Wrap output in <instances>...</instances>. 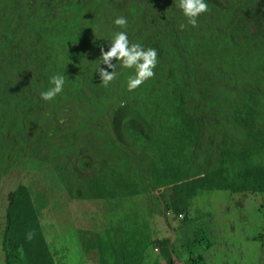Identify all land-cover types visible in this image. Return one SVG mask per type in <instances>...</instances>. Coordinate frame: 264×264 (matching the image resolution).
Returning a JSON list of instances; mask_svg holds the SVG:
<instances>
[{
	"label": "trees",
	"instance_id": "obj_1",
	"mask_svg": "<svg viewBox=\"0 0 264 264\" xmlns=\"http://www.w3.org/2000/svg\"><path fill=\"white\" fill-rule=\"evenodd\" d=\"M148 1L135 0L134 3L133 0H120L119 3H125L123 14L129 23L128 35L131 40L146 45V48L157 49L155 77L131 92L128 91L126 80L122 88L117 90L124 106L116 105L111 111L113 128L123 121L126 114L149 115L147 120H143L148 128L144 130L138 127L132 140H140L141 145L150 140L162 142L159 148L152 141L142 150L146 156L140 153L139 164L133 165L139 166L141 174L139 192L148 189V180L154 188L165 185L163 178H166L167 171L184 167L203 171L204 178L199 182L212 183L214 176L216 180L219 179L222 189L233 190L245 198L250 194L264 195V0H205L209 11L198 18L196 27L188 23L183 11L174 4L170 6L171 11L158 9L157 16H153L151 11L158 6L147 11ZM112 4L113 0H89L82 14L75 8L66 10L57 22L63 30L59 35L53 31L51 37L59 43L67 41L76 32V27L81 28L80 20L82 24L96 20ZM43 7L47 10V4H43ZM147 12L146 17H154L147 25L127 17L134 19L133 14L142 17ZM0 14L8 16V13ZM50 18L48 16L36 27V33H41L51 23ZM181 24L186 26L183 30L179 27ZM53 27L54 23L48 30ZM188 31L192 32L190 36L186 35ZM158 32L167 34L168 39L153 42ZM111 40L112 37L109 42ZM53 58L54 55L50 53L45 56L44 67L40 69L43 82L58 73ZM93 61L90 68L94 73L91 76L88 68L75 74L72 65L62 68L60 75L65 77L66 82L63 92L57 96L63 99L60 106L72 103L76 114L85 112L79 110V106L85 103L87 92L97 87L95 75L100 68L99 60ZM128 72L134 75L135 69H127ZM39 82L40 79L28 89L25 105L39 101L37 93L39 95L42 92ZM44 88L46 91L47 87ZM84 116L88 123L89 115ZM0 120L6 123L9 116ZM70 122L65 129L64 145L58 152L59 156L64 155V158L59 159L64 167H54L52 173L46 174V178L52 181L57 169L55 182L76 199L122 198L136 185L127 169L136 161L131 155L132 152L137 153L136 148L131 144L121 146L109 139L105 155L100 161L84 163V140L87 141V135L80 133H85L86 128L76 127L74 117H70ZM30 124L27 121L25 126L11 127L13 132L17 129V137L25 146L33 135ZM124 130L128 132L129 128L124 126ZM94 132L98 133V130ZM37 135L33 138L37 144L29 153L41 156L38 151L48 148L40 143L44 133ZM100 138L104 139L105 135ZM76 145H80V156L74 160L79 163L70 161L65 154V151L71 152ZM52 146L57 148L55 143ZM15 150L19 152L18 148ZM78 153L79 150L73 155ZM49 158L45 156V160ZM77 164L80 165L79 170ZM70 165L74 166L71 170L78 173L89 167L95 170L92 173L86 171L85 175L89 178L82 180V185L72 188L61 178ZM187 189L193 195L198 188L190 183ZM45 194L44 189L39 191L35 201L42 200ZM181 194L187 195L183 190ZM163 196L170 205L168 209H173L177 214L187 212L186 206L176 199L177 195L164 193ZM30 205V190L25 185L18 186L11 194L7 208L9 222L1 238L0 247L6 264H56L54 253ZM228 206L231 208L230 204ZM99 217L94 218V223H90L88 228L95 225ZM114 228L106 229L103 235L94 239L101 250L98 263L104 264L107 258L115 256L121 259L119 264H144L140 260V240L134 244V253L129 248L119 249L120 243H132L136 239L135 229L139 230L136 224L134 227L132 223L120 220ZM29 231L35 233L31 241L26 239ZM103 238L105 243L102 244L100 241ZM243 241L248 248L249 239ZM155 244L166 255V264H174L168 242L156 241ZM262 247L264 249V242ZM246 251L249 260H259L260 255L252 250ZM186 264L192 263L188 261Z\"/></svg>",
	"mask_w": 264,
	"mask_h": 264
},
{
	"label": "clouds",
	"instance_id": "obj_2",
	"mask_svg": "<svg viewBox=\"0 0 264 264\" xmlns=\"http://www.w3.org/2000/svg\"><path fill=\"white\" fill-rule=\"evenodd\" d=\"M40 1L41 0H0V13H8V16L0 14V119L4 117L7 118L9 116V120L6 123H2L0 120V153H2L0 160L7 161L11 170H16L18 167L17 161L24 158H32L35 160V163L32 166L33 168H37L39 166L43 159H45L46 153H38L39 155L42 154L41 156H38L32 155L29 153V151H26L21 158H18L22 150V148L19 147H24L25 144L22 143L17 136H15L16 138L13 140L12 145H14L15 149L18 148L19 152L15 150L17 158H15L14 161L10 160V144L5 140L7 137L13 135L11 133V131H13L11 129L12 125L9 126L10 121L15 119V123L13 125L16 127L25 126V122L27 121L31 122L30 125L33 127V135L31 138H36V136L38 137L37 133L43 132V144L42 142L40 143L48 148L44 150L50 151L54 149V146H52L53 143L49 145L46 140H44L54 135L53 133H47V130H49L48 123L53 121L55 116L58 114L56 107L58 110H60L61 108H65V106L68 105L69 108L74 109V104L72 103L60 106L63 99L57 96L63 92L66 82L65 77L60 75V72L63 67L69 68L72 65L74 69L73 74L88 68V72L91 76V74L94 73V70H92L90 66L94 63V59L99 60L100 62V68L95 75V84L97 87L92 89V91L87 92L85 103L79 106V110L83 109L85 112L78 114L75 112V114L72 116L74 117V123H76V127H85L86 129H90L92 134L95 135V149L94 143H90L91 140L87 136L88 144H86L84 160L92 157H97L101 160L104 157L106 143H109V139H101L100 136H106V126L112 128L115 132V135L117 136V138L110 139L111 142L115 141L121 146L131 144L136 148L135 151L139 153V157L140 153L146 156L142 150L151 145L153 140L141 145L140 140L133 142L132 139L138 127H141L144 130L148 128V126L143 123V120H147L149 115L126 114L124 115L123 121L120 124H117V126H115L116 128H113L111 111L116 105L120 107L124 106V104L119 100L117 90L122 88L121 86L124 85L126 80H128V91L131 92L142 86L147 80L155 77V69L158 64L157 49L150 47L146 48V45H141L138 42L131 40L128 35L129 23L126 19V16L123 14L125 3H119L120 0L117 2L113 1V4L109 5L108 7V11L106 13L104 12L105 14L103 13L100 15V18L96 20H89L83 24L80 20L79 23L81 28L76 27V32L72 38L68 39L67 41L63 40L59 43L55 38L51 37V33L53 31L59 35V33H61L63 30L62 25H57L59 18L62 17V14L66 10L71 8H75L77 12H80V14L84 13L86 3L89 0H49V2ZM153 1L155 2V0L148 1L147 5H149V7L147 11L152 9V5L154 4ZM133 2L136 3L135 0H133ZM156 2L157 5L155 6L158 7L151 11L153 16H157L158 9L171 11V4H174L175 6L178 5V7L183 11L184 16L187 18L188 23L193 27L197 26L198 18L202 14L209 11L208 4L205 2V0H177V3L173 2L172 0H166L165 3L158 1ZM43 4H47V10L44 9ZM119 10L121 11L120 13ZM148 13L149 12L144 13L142 17L139 14H133L134 19L130 16L127 17L132 21H139V23L147 25L149 24L148 21L151 18H154L146 17ZM18 15L27 16L18 17ZM48 16L51 17V23L47 25L41 33H36V27ZM53 23L54 27L51 30H48L53 25ZM179 27L181 30H183L186 26L181 24ZM33 31L36 33L35 36L40 38L39 42L32 43L31 35ZM111 37L112 40L109 42ZM167 39V34L165 35L161 32H158L153 42H162V40ZM73 42L77 43L72 45ZM100 44L102 46L101 49ZM35 51L36 57L34 56ZM47 53L54 55L52 61H55V67L58 73L53 75L51 79H47L45 82H43V76H41L40 69L41 67H44L43 62ZM31 60L36 62L37 67L30 66ZM127 69H135L134 75H129L130 72L127 73ZM36 70L37 73H35ZM38 79H40L39 84L42 87V92L39 95L37 93V98L39 101L34 104L30 102L25 105L27 99L26 94L29 92L28 89ZM48 85H52V87L49 88ZM26 86H28V88H26ZM45 86L47 87L46 91H44ZM40 105L45 108L42 111L44 112V115L42 116V126L45 127H40L34 121L27 120L31 116L38 114L41 111ZM96 107L97 109H95ZM54 112H56V114H54ZM84 115H89L88 123ZM124 126L129 128L128 132H125ZM93 130H98V133H95ZM47 134L49 137L45 138ZM80 134L88 135L86 132ZM153 142L155 143L156 147L160 148L162 142H159L158 140ZM34 144V146H36L37 142H34ZM79 146L80 145H76L71 152L67 151V154L73 155L77 150L80 152ZM96 148L98 150H96ZM91 153L92 155H90ZM100 155L101 157H98ZM61 157L64 158V155L59 156L57 153L55 156V158L58 160ZM139 157L131 164V166L127 167V169L130 170V179L133 180L136 185H133V188L124 194L122 198H129L125 201L136 204L134 199L138 196H141L139 200H144L148 204L143 208L144 212L158 218L154 220L156 221L154 224L155 226H161V223L166 225L165 218L171 213H175L176 217L180 220H184L187 217L186 213L177 214L173 209H168L170 205L166 203V200L163 196L164 193L177 195L176 199L181 201L183 206H186L187 211L191 200L200 192L227 190L238 194V192L233 190L222 189L219 179L216 180L214 176L212 177V183L206 181L199 182V180L204 178V172L201 170L184 167H178L175 170L171 169L167 171L166 178H163L166 182L165 185L154 188L151 182L148 180V189L146 191L139 192V179L141 174L139 171V166H133L139 164ZM97 158L95 162L97 161ZM60 162L63 163L61 160H59L57 163ZM86 162L91 163L89 161ZM31 163L32 162H29V164ZM25 166L30 168L29 165ZM69 168L72 167L69 166ZM26 181L27 180L21 177L20 179L15 178L13 183H11L12 186L10 187L11 189L7 195L9 200L7 201V206L5 209L6 222H4V224L1 223V227L4 225V229L2 232H0V245L1 238H3L7 224L9 222L7 218V208L11 200V194L15 192L18 186L25 185L30 190V209L33 207L34 210L32 212H34L38 220V224H40L41 227L43 225L46 232L52 230L55 231V226L53 223L55 219L60 217V214L63 213L64 209H62L58 214L53 213L51 216L52 221L49 223H44L42 220V210L46 207L45 196L42 198V200L35 201V198L39 192L37 185L33 186L36 181ZM190 183L194 187L198 188L196 193L193 195H191L187 189V185ZM181 190L185 191L187 195H182ZM65 193L67 192L65 191ZM71 198L73 199V197ZM252 200H255L256 202L259 200L264 201V195L250 194L245 198L238 194L234 206L236 208H240L242 206L243 208L249 201ZM85 201L96 202L98 208L97 216L104 215L105 211L101 202H97L95 200ZM228 204H230L231 207L233 206L232 203ZM228 204H216V206L213 208V216L216 222L223 213L230 209ZM86 219L88 218L85 215L82 218L83 222L80 225L87 227L85 224ZM60 222L62 225L58 233L60 236L68 234L67 227H70L71 225H73V229L75 231L79 229L77 226L78 222L76 221L75 217L64 216L60 218ZM137 222L142 223V226L139 227ZM135 224L139 229L137 231H143L146 221L144 219L136 220ZM258 227V222L252 225V229H257ZM154 228L156 230V227ZM157 233L159 234V238L154 241L153 251L165 256V262L162 264H166V255L161 250L160 246L155 244L156 241H167L170 246L171 260L174 262V264H183L177 261L181 251L173 250L171 248V242H176L178 240V236L174 234L173 241H171L169 237L160 236L164 234V231L161 227H158ZM34 237L35 233L32 231H29L26 234V239L29 241L34 239ZM68 246L71 248L72 245L68 242ZM82 248L85 251V258L87 261L88 258L93 256H95L98 260V254L101 250L98 248V245L93 238H82ZM202 259L204 258H192L191 263L195 264L197 261ZM258 259L264 262V252L258 257Z\"/></svg>",
	"mask_w": 264,
	"mask_h": 264
},
{
	"label": "rangeland",
	"instance_id": "obj_3",
	"mask_svg": "<svg viewBox=\"0 0 264 264\" xmlns=\"http://www.w3.org/2000/svg\"><path fill=\"white\" fill-rule=\"evenodd\" d=\"M113 1L117 2L118 0ZM163 1L165 3L166 0ZM172 1L177 3V0ZM158 2H162V0H158ZM153 3L152 7L157 5V2L153 1ZM177 8L180 10L178 5ZM120 12L121 11L119 10V13ZM190 34H192V32L188 31L186 35L190 36ZM35 35L36 33L33 31L31 35L32 43L40 41V38ZM76 43L77 42H73L72 45H75ZM101 47L100 44V49ZM208 58L206 59L208 60ZM36 65L35 61H30L31 67H37ZM198 66L201 67L200 64H198ZM35 73H37V70ZM26 88H28V86H26ZM40 107L41 111L27 120H32L42 127V116L44 115V112L42 111L45 108L42 105H40ZM75 112V109H71L66 105L62 110H57L58 114L55 116V119L48 123L49 130H47V133H53L54 135H50L51 137L44 140H46L49 145L55 143L57 148L50 151H45L44 149L40 150L38 153H46L50 158L47 160L43 159L37 168L32 167L35 163V160L32 158L18 160V167L16 170H11L7 161L0 160V232L4 229V225L1 227V223L4 224V222H6L5 209L7 201L9 200L7 195L11 189V183H13L15 178L20 179L23 177L27 181H36L33 186L37 185L39 191L44 189L47 193L45 195L46 207L42 210V220L44 223L51 222L52 214H58L64 209L63 213L60 214V217H57L53 223L55 231L52 230L46 232L42 225V231L44 232L47 242L50 244L51 251L54 253L56 264H90L88 262L97 264L98 260L95 256L88 258L87 262L85 251L82 248V238H93L96 240V236L103 235L106 229L112 230L120 220L128 223L130 222L135 227V221L141 219L146 221L144 230L137 231L135 229L136 239L132 240V243H120L119 249L129 248L132 250V253H134V244L137 243V240H140V242H142L140 260L144 264H162L165 262V256H163V254H158L153 251L154 241L159 238V234L157 233L158 227H161L164 231V234L160 236L169 237L171 241L174 240V234L178 236L176 242H171V248L173 250L181 251L177 259L180 263L184 264L188 261L191 262L192 258L197 259L199 256H202L204 259L197 261L195 264H264L263 261L257 260L256 258L249 260L246 251L252 250L257 255H262L264 252L262 247V242H264V201L259 200L256 202L255 200H252L242 209L236 208L234 205L238 194L227 190L200 192L191 200V209L189 206L188 211L186 212L187 217L184 220L178 219L175 213H171L165 218L166 225L161 223V226L154 225L156 223L154 220L158 219L157 217L144 212L143 208L148 204L144 200H139L141 196L134 199L136 204L125 201L129 198H111L109 200L95 199L97 202L104 203L105 213L97 219L95 225L88 228L90 223H94L93 218H96L98 215L96 202L72 199L67 193H65V190L55 182V177H58L57 169L54 171L56 175L52 181L46 178V174L52 173L55 166L64 167L63 163H57L59 160L56 159L55 156L57 155L58 150L64 145L65 129L71 124L70 117H72ZM14 120L15 119H12L10 121L9 126L15 123ZM58 129L60 130L59 132ZM105 131L106 139L117 138L112 128L106 126ZM11 133L13 135L7 137L5 140L10 144V160L14 161L17 157L15 147L12 144L13 140L16 138L15 136H17V129L15 133L13 131H11ZM86 133H88L87 136L91 140L90 143H94L95 149V135L92 134L90 129H86ZM58 135L59 137H57ZM84 142L88 144L87 141L84 140ZM34 145L33 138H31L27 146L19 147L22 148V150L18 158H21L24 152L32 149ZM96 150L98 149L96 148ZM65 154L70 161L79 163L78 161L75 162L74 159L80 156V152L71 157H69L67 151H65ZM1 155L2 153H0V156ZM90 155H92V153ZM131 155L134 160L139 157V153L136 152H132ZM98 157H101V155ZM96 158L92 157L83 161L84 163L86 161L94 163ZM98 161H100V159L97 158V162ZM29 162L32 163L29 164ZM25 165H29L30 168ZM70 167L74 166L70 165ZM76 167L78 170L80 169L79 164H77ZM94 170L95 169L92 167H89L86 171L92 173ZM86 171L78 173L76 170H71L68 166L65 169L66 174H62L61 178L64 182H67L69 187L76 188L78 185H82V180L89 178L85 175ZM222 203H232L233 206L227 212L223 213L216 222L213 216V208L216 204ZM85 215L88 218L85 220L87 227L80 225L83 222L82 218ZM64 216L75 217L79 229L75 231L73 225H71L70 227H67L68 234L60 236L58 235L60 228L62 227L60 218ZM256 222L259 223L258 231L252 229V225ZM137 225L141 227L142 223L137 222ZM154 227H156V230ZM246 238L249 239L248 248L245 247L246 245L243 241ZM104 240L105 238L100 242L103 244V242L105 243ZM68 242L72 245L71 248L68 246ZM100 257L101 255H99V258ZM121 262V259L115 256H111L103 261L104 264H119ZM0 264H6L1 247Z\"/></svg>",
	"mask_w": 264,
	"mask_h": 264
},
{
	"label": "bare ground",
	"instance_id": "obj_4",
	"mask_svg": "<svg viewBox=\"0 0 264 264\" xmlns=\"http://www.w3.org/2000/svg\"><path fill=\"white\" fill-rule=\"evenodd\" d=\"M48 155V154H47ZM143 207V206H142ZM154 219V218H153Z\"/></svg>",
	"mask_w": 264,
	"mask_h": 264
}]
</instances>
